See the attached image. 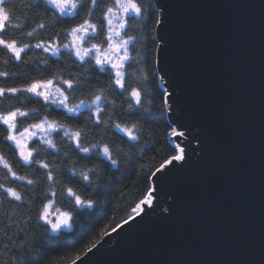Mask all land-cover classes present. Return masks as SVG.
<instances>
[{"label": "snow or ice", "instance_id": "6c2138e0", "mask_svg": "<svg viewBox=\"0 0 264 264\" xmlns=\"http://www.w3.org/2000/svg\"><path fill=\"white\" fill-rule=\"evenodd\" d=\"M168 27V6L155 0H0V264H58L45 247L127 176L148 182L145 193L66 264H88L104 237L171 215L175 197L165 204L164 184L204 147L181 113ZM158 120L170 152L157 162ZM122 166L127 176H101Z\"/></svg>", "mask_w": 264, "mask_h": 264}, {"label": "water", "instance_id": "95a60500", "mask_svg": "<svg viewBox=\"0 0 264 264\" xmlns=\"http://www.w3.org/2000/svg\"><path fill=\"white\" fill-rule=\"evenodd\" d=\"M155 2L204 155L165 182L171 215L105 237L88 264H264V0Z\"/></svg>", "mask_w": 264, "mask_h": 264}, {"label": "trees", "instance_id": "16d2710c", "mask_svg": "<svg viewBox=\"0 0 264 264\" xmlns=\"http://www.w3.org/2000/svg\"><path fill=\"white\" fill-rule=\"evenodd\" d=\"M146 2L150 3L153 2V0H146ZM155 15L156 14L153 15V21L155 20ZM153 27V24H149L146 31L151 34ZM144 43L145 41L142 40L141 45H143ZM146 43L149 51V64H151L153 59L152 49L154 48V42L151 39H148ZM154 91H159V87L155 88ZM156 99L157 102H159L158 96L156 97ZM53 115L56 116V118L60 119L62 122H65L63 116H57L55 113ZM154 125L157 126L158 131V136L156 137V139L159 141V145L157 148L158 162L160 159L167 156L170 152V146L165 139L168 125L166 121L161 120L154 122ZM160 148H164V151L160 152ZM5 151L7 152V149H5ZM151 155L152 153L147 154L145 162L150 161ZM84 163L85 162H82L81 166H83ZM89 166H91V163H89ZM138 167L139 162H136L137 170ZM106 174L108 176L115 175L117 177L127 176V174L124 173L123 166L120 173H117L114 169H108L107 167H105L104 170L101 171V176L104 177ZM137 180L138 177L136 175L127 176V178L124 179L123 184L115 185V188L117 190L100 191L96 196L97 205L95 214L89 215L88 212H85L77 216L75 219L74 231L66 235V237L64 239H61L58 243L47 245L45 247V251L47 252L49 259L57 261L58 264H66V260H70L74 256V254L82 252L84 246L88 242L94 239H98L99 233L102 229L108 228L110 225H114L121 216L125 215V212L122 211L121 208L127 209L132 201L145 193L148 182L143 183L142 186H136ZM125 194H128L126 198H124ZM166 201L167 196L165 197V204ZM101 242H103V240ZM105 247L106 243L102 244V248ZM9 255H11V253ZM43 264H47V261H44Z\"/></svg>", "mask_w": 264, "mask_h": 264}, {"label": "flooded vegetation", "instance_id": "af4514ba", "mask_svg": "<svg viewBox=\"0 0 264 264\" xmlns=\"http://www.w3.org/2000/svg\"><path fill=\"white\" fill-rule=\"evenodd\" d=\"M180 142H182V141H180Z\"/></svg>", "mask_w": 264, "mask_h": 264}]
</instances>
